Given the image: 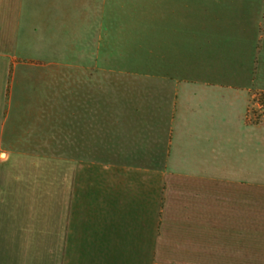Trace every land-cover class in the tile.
Returning <instances> with one entry per match:
<instances>
[{
  "label": "crops",
  "instance_id": "obj_1",
  "mask_svg": "<svg viewBox=\"0 0 264 264\" xmlns=\"http://www.w3.org/2000/svg\"><path fill=\"white\" fill-rule=\"evenodd\" d=\"M199 4L188 8L194 21L173 27L167 59L196 66L170 71L173 80L154 91L163 112L146 120L165 132L161 159L139 165L9 147L36 137L10 119L12 85L23 74L12 49L24 40L27 0H0V264H69L76 252L264 264V123L244 125L251 92L264 93L252 70L264 49V10L251 20L234 12L235 0ZM92 222L99 241L76 250L77 227L90 240Z\"/></svg>",
  "mask_w": 264,
  "mask_h": 264
},
{
  "label": "rangeland",
  "instance_id": "obj_2",
  "mask_svg": "<svg viewBox=\"0 0 264 264\" xmlns=\"http://www.w3.org/2000/svg\"><path fill=\"white\" fill-rule=\"evenodd\" d=\"M215 1L27 0L24 40L12 49V55L22 62L19 68L23 74L20 78L18 74L12 85L10 119L12 127L26 123L27 136L36 138L34 142L15 140L9 147L124 164L160 160L158 139L165 132L161 125L152 127L146 120L150 110L163 112L157 107L164 105L163 99L154 91L173 80L168 77L170 71L196 66L167 60L171 33L176 31L173 27L194 21V9L188 8L195 2L209 7ZM235 1L234 12L251 13V20L255 12L264 10V0ZM260 54L252 69L254 72L257 66V87L264 86V49ZM131 120L138 125L117 124ZM261 123L264 93L253 91L244 111V125L257 127ZM235 177L246 182V175ZM98 227L97 222L91 223L90 240L84 239L77 227L76 250L88 241H99ZM151 256L143 252H76L69 264H149Z\"/></svg>",
  "mask_w": 264,
  "mask_h": 264
}]
</instances>
